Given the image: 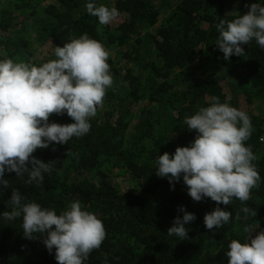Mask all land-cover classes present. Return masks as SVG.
<instances>
[{
	"label": "trees",
	"instance_id": "obj_1",
	"mask_svg": "<svg viewBox=\"0 0 264 264\" xmlns=\"http://www.w3.org/2000/svg\"><path fill=\"white\" fill-rule=\"evenodd\" d=\"M45 1L0 0V59L39 66L55 59L56 45L87 33L115 51L107 62L115 74L124 70L125 83L107 89L87 134L33 153L52 161L42 184H28L26 176L5 171L9 188L0 194V213L11 210L7 202L13 189L22 203L35 201L57 214L79 200L101 218L107 232L85 264H228V243L243 242L244 227L256 230L253 236L264 231V115L254 108L256 98L264 102V48L253 39L243 45L244 55L225 60L216 45V25L264 0H235L239 5L231 13L228 0H52L44 6ZM101 1L111 2L122 20L100 25L86 4ZM44 47L47 53L37 54ZM199 59L207 62L204 74L196 70ZM213 97L249 115L252 133L245 143L256 156L253 164L261 179L248 201L233 198L230 205L220 204L231 218L209 230L204 216L217 203L207 197L194 201L183 174L173 187L168 177L156 174V160L190 146L197 133L187 128L185 118L209 106ZM49 122L74 121L65 112L53 114ZM181 206L196 216L185 225L184 240L167 234L174 219L183 217ZM245 206L257 215L246 217ZM33 235L24 236L22 215L13 220L0 216V264H58L55 249L50 253L43 242L46 234ZM208 241L220 243L218 249L210 250Z\"/></svg>",
	"mask_w": 264,
	"mask_h": 264
},
{
	"label": "clouds",
	"instance_id": "obj_2",
	"mask_svg": "<svg viewBox=\"0 0 264 264\" xmlns=\"http://www.w3.org/2000/svg\"><path fill=\"white\" fill-rule=\"evenodd\" d=\"M248 11L234 19H221L216 25L219 33L217 47L229 60L232 55L245 54L243 45L255 39L264 48V3H252ZM87 12L98 18L100 25L112 23L119 15L116 7L94 2L86 4ZM55 59L41 65L0 59V194L9 188L5 171L27 177L26 183L42 184L44 173L51 172L52 161L45 162L33 153L50 144H68L73 137L90 131V118L103 105L107 89L113 85L109 51L102 42L87 33L72 38L63 46L56 45ZM67 113L74 122H49L53 114ZM184 123L197 135L190 146H178L174 154L164 152L156 160V174L168 177L170 183L183 181L194 201L207 197L217 207L205 214L209 230L228 223L231 212L219 207L230 205L233 198L242 203L251 198V190L259 186L260 173L256 159L246 141L252 133L249 115L227 102L213 97L210 105L187 116ZM67 155H71L68 151ZM31 165V166H29ZM21 193L13 189L8 200L11 209L0 213L13 220L22 215V231L28 239L33 234H46L44 244L51 253L55 249L58 264H85L93 250L99 249L107 232L95 213L85 210L79 200L72 201L60 214L32 201L22 203ZM184 212L174 219L169 236L188 238L186 224L196 219L184 206ZM243 213L256 216L245 206ZM252 227L243 229L248 235L243 242L228 243V264H264V231L253 236Z\"/></svg>",
	"mask_w": 264,
	"mask_h": 264
},
{
	"label": "rangeland",
	"instance_id": "obj_3",
	"mask_svg": "<svg viewBox=\"0 0 264 264\" xmlns=\"http://www.w3.org/2000/svg\"><path fill=\"white\" fill-rule=\"evenodd\" d=\"M52 0H46L43 5H47L51 2ZM100 4H106L108 7H112V3L111 2H105V1H101ZM98 5V4H97ZM239 2L235 1V0H228L227 1V11L229 13L231 12H236L237 8H238ZM123 16L118 15L117 18L112 22V23H118L120 20H122ZM48 49L47 47L44 48H37V54L43 56L47 53ZM114 50L109 51L110 56H114ZM109 56V57H110ZM118 65V64H117ZM226 67L223 68H219L218 70H223ZM207 69V62H205L203 59H199L198 62L196 63V70L198 73L200 74H204L206 72ZM111 74L113 76V85L110 88H114V89H119L120 87L124 86L125 80L123 77L124 74V70H121V72L119 74H115V72L111 71ZM254 108H255V112L256 114L259 115H264V102L258 100L257 98L255 99V103H254ZM220 243H214V242H207V247L210 250H217L219 247Z\"/></svg>",
	"mask_w": 264,
	"mask_h": 264
}]
</instances>
